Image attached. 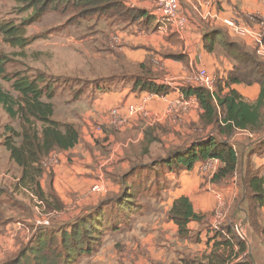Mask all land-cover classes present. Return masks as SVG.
<instances>
[{"label": "rangeland", "instance_id": "rangeland-1", "mask_svg": "<svg viewBox=\"0 0 264 264\" xmlns=\"http://www.w3.org/2000/svg\"><path fill=\"white\" fill-rule=\"evenodd\" d=\"M249 17L241 18L236 16V19L247 26H253L257 23L256 20L262 18L260 14H253ZM97 18L98 16L96 15L89 17L82 15L81 10L75 8V0H40L35 7H28L25 2L18 0H0V24L17 28V35L22 38L19 40L26 42L24 45H14L6 41L5 37L0 34V54L6 58V75L10 78H14L16 75L26 76L29 79L40 77L38 85L40 87L48 86L53 90L54 97L51 102L56 111L55 115L61 119L66 116L63 113L64 106H71L74 101L76 104V100L81 98L79 96L82 91L94 88L92 93H94V90L108 93L106 89L110 88L113 82L103 77L109 78L110 75H116L119 77V86L122 83L121 79L126 74L125 72L132 78L135 77V69H137L135 62L126 57H116L114 50H112L116 48L112 36H117V34L115 32L111 33L108 30L110 27L107 28L106 24H103L104 22H112L115 27L121 28L125 26L122 23L123 20L112 14L104 16L106 19L103 21ZM203 22L215 27L219 23L226 28L221 24L222 22L220 23L215 19L203 20ZM108 26L110 25L108 24ZM223 32H226L228 41L240 44L246 48L244 43L241 42H244V39L231 34L227 28ZM248 47L250 50L247 48L246 50L256 56V50L252 42L251 44L248 43ZM221 48L224 49V46L219 45L215 49L216 52H220ZM223 53H226L225 50ZM232 59L235 60L234 58ZM237 68L238 73L240 71L241 74L244 73L241 66L237 67L236 65L232 68L233 71L229 73L228 77L237 74ZM211 74L215 79L214 90H216L217 86L221 85L220 82L223 83L226 79L222 81L219 79L218 73L211 72ZM163 75L161 73V76ZM89 77L94 78L93 80L96 81L91 80ZM99 78H103V80L99 81ZM0 84L5 90L16 97L18 96L12 90V82H6L0 76ZM127 84H130V82L127 81ZM100 85H105V87ZM97 86L100 89H97ZM134 91L138 90L134 89ZM157 96L161 97V95ZM44 101L48 100L44 98ZM89 103L90 101H85V104L75 108V128L77 127L80 131L78 125L80 128L92 126V129L97 133L103 134L106 131V125H110L113 131L120 135L118 141H126L129 135L128 132L131 131V141L128 139L129 142L125 145L127 147H124L123 151L126 158L132 159V164L130 163L124 170L122 166L119 168L120 162L117 160L118 152H116L111 165L109 162L107 165L103 164L102 166L101 172L105 173L106 179L104 181L97 179L94 182L93 176L88 177L87 173L81 176L75 173V183H73L75 187H71V182L66 183L69 184L71 192L66 190V193L60 194L48 185L49 190L44 194L46 197H43L41 205V207H44V212L40 211L42 213L40 216L42 217H39L48 219L50 226H40L34 222L33 228L35 230L30 241L35 234L37 235L40 232L50 233L53 230L58 232L59 229H66L69 224L76 222L89 212L91 213L102 202L103 204L107 203L103 207V212L110 215L113 220L117 218L119 220L118 224L114 229L105 232L99 237V243L95 246L92 254L82 256L74 264H180L181 260V264H195L204 260L208 254V249H210L208 241H204V238L201 237L204 231L224 232L228 224L231 223L235 227L236 234L250 242V238H247L243 232L244 229L241 223L248 216L246 210L250 204L249 201H245L246 194L242 190L241 175L238 173L234 180L228 179L226 182L213 183L212 178L220 164L217 163V167H212L210 166V161L198 164L199 167L197 169H200V173L203 174L201 187H207L210 190L214 186H231L235 184L231 204L228 203L230 200L228 199L223 208L222 202L217 205L208 214L209 219L206 224L196 223L193 225L195 229L191 230L190 228L192 235L188 238L180 237V240H176L172 228L168 227L167 222L170 221V218L168 212H165L166 206L171 201V198L174 197V193L180 192L182 186L179 181V174L185 171H170L164 165V162L175 151L188 148L199 136L205 138V135L210 130L203 132L199 123H192V134L183 135V127L187 126V124L182 123L184 120L181 122V110L171 113L162 122L160 114L155 109H152V105L155 108L157 105L156 103L153 104L152 101L149 106L145 102L140 105L132 104L127 107L119 104L118 107L99 114L95 110L92 111L93 107ZM130 107H140L142 111L132 116V119H129L123 125H117L112 122V118L109 117L112 110L118 109L122 113ZM67 108L70 107H65V109ZM95 115L98 117L97 122H93ZM171 120H174V122ZM172 123H174V126L171 125ZM140 124L144 125L143 135L145 139H141L138 136L135 125L140 128ZM7 127H12L16 131L21 132L22 121L19 118L13 119L8 116L0 105L1 152L6 149L5 138L11 135L8 133ZM215 132L216 130H212L210 134L213 133L214 136H217ZM240 133L243 134L241 136L243 141L236 145V150L241 158L245 145L249 142L259 141L264 135L258 137L257 135L250 136ZM15 142L20 144L21 139L16 138ZM109 148L111 149V147ZM109 148L107 149V146L101 147L102 159L100 161L103 162L110 158ZM76 159L75 157V165L78 166L75 167L79 169V167L84 165L81 162L84 157ZM108 166H110L109 168L112 167L113 170L106 171ZM131 170L133 173L131 172L129 175L132 177L128 178V183L126 181L124 185H121L119 177ZM44 172L47 173L48 171ZM96 184L102 185L101 193L93 191V187ZM117 189L118 192L116 193ZM249 195L248 193L247 197ZM120 198H122V201L126 200L124 212L118 209L119 206H117V201ZM56 200L62 204L59 209L53 206ZM32 203V200H26L22 206L31 205L33 207ZM22 206L14 207L19 209L20 212L23 209ZM11 207L9 206V208ZM55 210L58 212L56 213ZM160 211L161 213L163 212L164 216L162 219L160 217L157 219L156 217L159 215L157 213ZM258 214L260 216H258L259 220L264 217L262 211ZM111 217H108V221ZM212 219L213 223L211 222ZM53 227L55 229H52ZM263 229L264 223L260 226L259 231L253 229L252 231L260 234ZM59 236L60 234H58V238ZM260 240V238L254 240L256 249H259ZM30 241L25 244L22 243L23 245L21 244L20 248L7 258H1L0 256V264L9 258L17 257L22 249L30 246Z\"/></svg>", "mask_w": 264, "mask_h": 264}, {"label": "crops", "instance_id": "crops-1", "mask_svg": "<svg viewBox=\"0 0 264 264\" xmlns=\"http://www.w3.org/2000/svg\"><path fill=\"white\" fill-rule=\"evenodd\" d=\"M120 1L129 9L143 10L147 12V17L132 22H127L124 21V19H121L123 20L122 23L125 24V26H122L121 28L115 27V24H112V22L103 23L106 24L107 28L110 27L108 30H110L111 33L115 32L117 34V36H112L114 45H116V48L112 49L115 52L114 54L118 58L126 57L134 61L137 66V69H135L136 76L132 78L127 75V72H125L126 74H124L121 79L122 83L120 86L118 80L119 77L116 75H110L109 78L103 77L104 79L113 82L110 88L106 89V92L108 93L100 92V90H94V93H92L94 88L88 89L84 92L82 91L79 96V98H81L76 100V104L74 101L72 103L73 105L64 106L63 113L66 116L63 119L55 115L56 111L53 119L59 123H71L75 126V108L79 105L85 104V101H90L89 104L93 107L92 111L95 110L98 112L97 114L118 107L119 104L127 107L132 104L140 105L142 102H145L146 104L148 103L149 106L152 101L153 104H157L156 108L152 105V109H155L157 113L160 114L162 122L171 113L181 110V122L184 120L182 123L185 125L187 124V126L183 127L184 129L182 130V133L183 135L192 134L193 131H191V125L192 123H199V115L202 111L197 100L186 98L181 92V89L197 87L194 78L200 69H206L208 72L211 71L216 74L218 73L219 79L223 81L224 79H227L229 73L233 71L232 68L237 65L235 60L229 57L226 53H223V48H221V51L218 53L216 50L212 53L207 52L205 49L207 34L212 30H219L226 37V32H223L226 28L219 23L217 24V27L208 25L203 22V20L215 19L221 23L223 19H236V16L248 18L253 14H260L262 18H264V0H179L181 9L188 18V25L182 34L175 32L173 26L170 24L160 21L157 15V0ZM97 19L103 21L106 18ZM108 24L110 26H108ZM244 40V42H241L250 50L248 47V43L251 44L250 40ZM224 42L225 38L220 37L216 48L219 45L223 46ZM161 73L164 75L161 76ZM89 78L91 80L94 79L91 77ZM103 78H99L98 80L101 81ZM139 78H148L155 84L168 89V93L161 95L160 97L147 91H134V83ZM127 81H129L130 84H127ZM105 85L100 86L105 87ZM231 88L238 91L248 103H254L257 101L261 91V87L258 84L251 86L243 83L234 84ZM97 89H100V87L97 86ZM222 90V94H225L228 91L224 86H222ZM216 91L219 92V89L216 88ZM65 107L70 108L65 109ZM97 120L98 117L95 115L93 122H97ZM171 121L174 122V120ZM171 125L174 126V123ZM106 126V131L102 134L93 130L92 126L80 128L78 125V128L80 129V131L77 129L80 134L79 143L68 151L51 152L48 156L56 155L57 158V164H54V166L47 167L43 164V161H45L48 156L45 157L41 163L34 165L35 168L41 170V174L35 177V182L23 180V169L11 159L10 153L5 148L4 152L0 151L1 258H7L11 253L18 250L22 243L25 244L32 238L33 231L35 230L33 228L35 225L34 222L40 215H42L40 211L44 212V207H41V205L43 197H46L44 194L49 190L48 185L56 190L57 193H66V190H70L69 184H66L67 182H71V187H75V184H73L75 183V173L78 174V176L87 173L88 177L93 176V181H96L97 179L104 181L105 173L103 174L101 172L102 166L103 164L107 165L109 162L111 165L116 152H118L116 156L118 158L117 160L120 162L119 168L122 166L124 170L130 163L132 164V159L129 157L126 158L123 151V148L127 147L125 145L126 143L128 144V139L131 141V131L128 132L129 135L127 136V139L125 138L126 141H118L120 135L116 134L110 125ZM135 127L139 134L138 136L143 139L144 125L140 124V128H138L137 125H135ZM242 133L247 134L246 132ZM242 135L243 134H241L240 131H236L230 138V143L234 148H236L237 144L242 143ZM256 144L258 143L249 142L245 145V159L248 158L254 172H257L261 177H264V152L262 154L250 155V150ZM106 146L107 149L111 147V149L109 148L110 158L102 162L100 161L102 159L101 147ZM75 157L77 159L84 157V160L81 161L84 165L79 167V169L75 167L78 166L75 165ZM109 167L110 166L106 168V171L113 170L112 167ZM198 167L199 165L191 171H185L179 174V181L182 188L177 194L174 193V197L171 198V201L166 206V213L168 212L169 214L174 201L180 197H187L193 204L196 213L205 214L207 216L221 202L222 208L225 206L228 199H230L228 203L231 204V200L234 196L235 184H232L231 186H214V188H210V190H208L207 187H201L203 174L200 173V169H197ZM44 171L48 172L46 173ZM243 171L244 165L242 163L240 175L242 178V190L244 192L245 182L243 180ZM131 172L132 170L130 172H125L119 177V183H121V185H124L128 178L132 177L129 175ZM115 192L117 193L118 189ZM39 199L41 200L38 201ZM26 200H32L33 207L31 205H26V207L22 206L23 202ZM9 206L12 207L9 208ZM14 206H22L23 209L19 212V209ZM14 210H16V212H14ZM261 211L264 214V209ZM55 212L57 213L58 211L55 210ZM157 214H159L157 217H153H156L157 219L160 217L162 219L164 216L161 211ZM259 221L262 225V223H264V217H261ZM211 222L213 223V219ZM167 223L168 227L172 228V231L175 234V239L180 240L181 238L178 234L177 226L171 220ZM241 223L244 229L243 232L247 238H250V242L243 238L248 246L247 254L249 259L253 264H264V233L261 232L258 234L252 231L247 216ZM194 224H196V222H191L189 224V229H195L193 228ZM214 234L213 231L208 232V230H205L201 237L204 238V241H208L214 236ZM259 238L262 241L260 240L258 244L259 249H256V243L254 240ZM214 242V240H211L208 254L213 250ZM234 249L237 251L238 247L235 246ZM220 252L222 253V251ZM181 263L182 260L180 264Z\"/></svg>", "mask_w": 264, "mask_h": 264}, {"label": "trees", "instance_id": "trees-1", "mask_svg": "<svg viewBox=\"0 0 264 264\" xmlns=\"http://www.w3.org/2000/svg\"><path fill=\"white\" fill-rule=\"evenodd\" d=\"M18 1L25 2L28 7H35L40 2V0ZM75 8L80 9L82 15L87 17L96 15L98 18H104L112 14L127 22L147 17V12L129 9L120 0H75ZM0 34L14 45L26 44L23 40H19L22 38L17 35V28L13 26L0 24ZM220 37L225 38L223 46L226 54L236 60L237 67L241 66L244 73L241 74V71L238 73L237 68V74L229 76L223 83L220 82L221 85L217 86L219 92L216 90L211 92L202 87L181 89L186 98L194 97L200 105L202 111L199 115L200 129L203 132L216 130L217 136L210 132L205 138L199 136L188 148L175 151L164 162L170 171H191L199 163L219 161L218 170L212 178L213 183L216 184L233 179L241 171L240 155L230 143L234 133L240 131L258 137L264 135V63L245 50L242 45L228 41L219 30H212L207 34L205 44L207 52L211 53L215 50ZM5 59L0 54V76L6 82H12V90L18 96H14L0 84V105L8 116L22 121V131L18 132L12 127H7L11 135L5 138L4 143L11 159L23 169L22 179L35 182V177L41 174V170L34 165L41 163L52 151H68L74 148L79 143L80 134L74 125L62 124L53 119L55 113L51 102L54 97L53 90L48 86L40 87L38 85L40 77L29 79L26 76L16 75L10 78L6 75ZM241 83L260 85L261 91L257 101L248 103L238 91L231 88L232 85ZM222 86L228 89L225 94H222ZM134 89L156 95L168 93V89L148 78L137 79ZM44 98L48 101H44ZM16 138L21 139L20 144L15 142ZM263 150L264 140L252 147L250 155L261 154ZM243 176L245 201L250 203L246 210L248 223L253 230L259 231L261 224L258 213L264 209V177L252 170L248 158L244 160ZM248 193L250 195L247 197ZM125 203L126 200L122 201L120 198L117 201L118 209L124 212ZM106 205L107 203L101 202L91 213L89 212L90 214L69 224L66 229L35 234L29 247L22 249L17 257L9 258L2 264H74L82 256L92 254L99 243V237L114 229L119 221L117 218L113 220L110 215L103 212V207ZM53 206L59 209L62 204L56 200ZM108 217H111L109 221ZM169 218L177 226L178 234L182 238L191 236L189 229L191 222L204 225L208 220L207 215L195 212L193 204L187 197H180L174 201ZM262 232L264 233V229ZM236 233L232 224L228 225L224 232H216L208 240V244L211 240L215 241L213 250L204 260L195 264H253L247 254L246 241ZM58 234H60L59 238ZM235 246L238 247L237 251L234 249Z\"/></svg>", "mask_w": 264, "mask_h": 264}, {"label": "built area", "instance_id": "built-area-1", "mask_svg": "<svg viewBox=\"0 0 264 264\" xmlns=\"http://www.w3.org/2000/svg\"><path fill=\"white\" fill-rule=\"evenodd\" d=\"M158 8L157 15L161 22L170 24L173 26L175 32L182 34L188 24V18L183 13L179 0H157ZM257 22V23H256ZM256 24L253 26H247L245 23L240 22L237 19H223V25L236 37L251 40L256 50V57L259 61L264 63V18L256 20ZM194 82L198 87L205 88L209 91L215 89L214 76L206 69H200L196 73ZM191 100L196 98L190 97ZM197 100V99H196ZM198 102V101H197ZM142 109L140 107H130L127 111L119 112L118 109L112 110L109 117L112 118V122L117 125H123L128 120L132 119V116L140 113ZM248 135L252 134L246 132ZM219 161H210V166L217 167ZM45 166H54L57 164L56 155H50L43 161ZM220 164V163H219ZM215 170V169H213ZM93 191L97 193L102 192V185L96 184L93 187ZM220 208V207H219ZM219 215V214H218ZM42 217V216H40ZM37 218L35 223L40 226H50L48 219Z\"/></svg>", "mask_w": 264, "mask_h": 264}, {"label": "water", "instance_id": "water-1", "mask_svg": "<svg viewBox=\"0 0 264 264\" xmlns=\"http://www.w3.org/2000/svg\"><path fill=\"white\" fill-rule=\"evenodd\" d=\"M264 139V137L263 138H261L259 141H257L256 143H259V142H261L262 140ZM244 155H245V150L242 152V155H241V161H242V163H243V158H244ZM244 180V179H243ZM252 258V257H251Z\"/></svg>", "mask_w": 264, "mask_h": 264}]
</instances>
